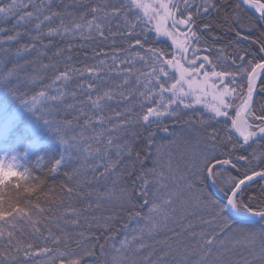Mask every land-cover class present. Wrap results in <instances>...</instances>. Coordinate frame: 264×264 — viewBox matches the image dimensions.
<instances>
[{
  "label": "trees",
  "instance_id": "16d2710c",
  "mask_svg": "<svg viewBox=\"0 0 264 264\" xmlns=\"http://www.w3.org/2000/svg\"><path fill=\"white\" fill-rule=\"evenodd\" d=\"M12 2L13 0H0V6L10 5ZM16 2L28 4V0H16ZM46 2L47 0H45ZM124 2L125 0H54L52 10L63 14L62 18L66 26L72 28L75 23H79L84 27L63 38L59 36L45 37L43 44L48 45L47 48L42 47L40 42H36L37 48L44 53L43 55H38L37 51H29L19 58L15 56V51L20 44L32 43L27 33L31 32L32 35H35L33 30L35 21L22 24L18 28L13 26L18 15L34 11L33 6L18 9L17 14L0 18V28L5 29L0 33V37L12 35L16 31L25 33L19 41L0 45V155L16 156L18 170L23 171L27 167L31 170L32 177L36 178V181L29 180V185L32 182H40L44 193L29 194L25 193L23 189L17 190L15 187L5 189V206L11 199L29 210L33 219L37 220L36 226L40 228V233L34 232L32 223L27 219L17 218L15 229L6 226L4 237L0 238V251L7 252L9 250L7 231L13 232L15 237L13 244L15 245L19 241L21 248L31 243L32 251L43 247L53 249L46 255L27 258L24 256V251L21 250L13 253L16 256L15 262L9 260L6 261V264H25L26 259L28 264H53V261L55 264H59L61 259L68 261L75 258L80 259V264H110L114 255L122 257L124 264H133V262L144 264V257L153 252L154 255L151 256L153 261L158 257L166 256L163 264H181V257L186 249L193 251L189 260V264H192V261L198 259L194 249V246L200 243L198 234L212 231L211 225L202 223V220L209 218V214L203 211L202 207L196 206L195 197L198 195V188H203L213 198H217L219 193L211 187L210 183L198 184L192 178L188 166L193 159L194 152H202L209 146L208 133L212 129H216L221 135H224L226 125L228 128L231 126V119L226 120L224 117H220L217 118L219 122L213 120L209 121L207 125L200 123L201 118L208 120V117L212 115L205 105L214 102L212 100L214 90L205 85H202L205 88L204 93L199 90L196 92V95L201 97V103H193L195 96H189L186 103H191V108H184L181 105L177 117H169L164 120V126L168 128L167 132L153 124L147 128L140 125H129L127 128L112 133L116 138L115 143L128 142L133 149L131 156H124L120 166L116 169V174L122 173L116 184H113V180L117 179L116 174L107 179L97 180L87 166L81 168L74 179L69 180L65 173L73 172L79 166L78 162H73L57 171L51 170V164L60 154V145L54 138V130L59 127L61 132L66 133L69 137L77 135L81 131L80 126H83L86 119V117L80 116L79 110L83 108L84 112L96 114L90 104L80 103L86 99L87 85L90 81L97 85L98 90L111 88L117 92L124 91L127 94L130 89L137 87L136 77L150 71L151 53L146 52L145 49L152 47L163 50L167 54L165 59H171L173 53H177L179 58L180 54L172 46L170 39L163 35L157 37L154 22L150 23L147 19L142 22L136 21L132 12L127 13V19L137 26L131 34L128 33L125 26V13L123 12L118 16L106 18L103 12L97 13L99 19L95 22L102 24L104 34L101 36L95 31L89 33L87 22L93 20L91 7L100 6L104 7L105 11H110L112 6L119 7ZM146 2L151 3L153 0H146ZM178 2L182 7L184 0H178ZM204 2L205 0H192L191 11L195 13V5H203ZM211 2L216 4V9L210 10L207 14H203L201 11V15L196 17V31L201 36L199 44L192 45V47L199 48L196 53V57L200 58L197 60V66L204 62L202 57L207 55L212 61V65H215L216 71L231 72L237 71L232 60L235 59L236 64H240L241 53L248 54L245 63L248 59L255 63L264 58V53L260 52L261 43H264V21L250 15L242 7L236 9L237 2L235 0H211ZM260 2H264V0H260ZM40 3L41 0H32V4L35 6H39ZM233 12L239 15V23L225 19L226 15L231 17ZM45 14L48 13L45 12ZM82 14L83 20L80 19ZM59 23L60 17L56 18L51 26L55 27ZM168 23L170 25V21ZM205 24L209 25L207 30L203 29ZM237 31L240 32L239 36L236 35ZM137 38L144 43L143 49L139 45H135L134 41ZM5 48L8 49L7 52H4ZM58 50H61L59 55L56 54ZM136 53L145 56L149 63L146 65L136 56ZM186 55L189 59L193 58L191 52ZM114 57L116 58L115 63ZM126 58L132 60V63H126ZM101 61L104 63L100 64ZM182 63L187 66L186 61H182ZM45 64L55 67L45 69L42 67ZM17 65L23 67L18 68ZM212 65L206 63L205 69L200 73L201 82L204 79L203 71H212ZM90 66L102 69L98 73L101 77L100 80L83 71ZM124 68H132L134 71L129 77L130 82L127 87L120 88L117 86L121 85L125 79ZM67 69H79L83 74H72V79L66 85L57 81L52 88L45 87L54 80L59 71ZM168 71L173 76L177 75L174 69H168ZM246 78V76L243 79L237 77L238 83L243 84L245 91ZM164 79L161 76V80ZM214 80L217 82V86L221 87L215 77L208 78L209 84ZM172 82L174 81H167L169 84ZM262 88H264V78H260L258 81L256 96L252 104L257 115L264 114V108H262L264 106V91H261ZM57 89L66 93L75 91L77 95L75 98L66 95L63 103L39 99L36 103L38 111L35 115L25 110L21 101L32 105L33 97L37 96L39 92L45 91L48 96H51L58 94ZM10 90L15 92L19 99L10 95ZM139 90H144L142 84ZM185 90L187 91L186 85ZM141 99L136 93L128 101H122L119 96H116L113 101L108 103L103 113L106 117H112L104 127L111 128L113 125L119 124L120 119L126 118V116L115 117L114 113L117 111L124 112L125 108L134 107V110L139 112ZM68 105H74V107L69 108ZM228 111L234 118L236 110L233 108ZM38 117L42 118L38 119ZM45 119L51 122L50 126L44 123ZM247 119L250 123H259L253 121L251 117H247ZM67 121H71L72 126L65 129L64 123ZM100 130L101 127L95 125L94 129H84V135L86 137L93 136ZM149 133L153 134L152 144H148L146 139ZM230 134L233 136V141L238 142L233 135V130ZM104 138H107V133ZM88 142L85 141V143ZM96 146L93 142V147ZM223 151V146L218 145L215 154L219 156ZM25 152L27 156L21 155ZM261 153H264V141H255L246 145L242 150L238 149L233 153V156L245 155L248 157V161L239 162V172L233 169L230 171L233 175L242 178L248 169L256 171L264 169V158L252 159V154L259 156ZM137 154H139V159H137ZM37 157L43 159L38 161ZM109 158H116L114 149ZM221 158L223 157L221 156ZM89 163L96 166L104 164L106 161L96 157ZM148 169H155V172L149 173ZM99 171H103V168H99ZM141 172H145L146 178L149 180V200L154 199L152 193L156 192L160 184L166 185L167 188L159 189L158 197H162L168 190L176 191L178 195L173 198L171 206H162L156 215L155 219L162 226L154 235L145 236L144 242L149 245L147 249L140 254L134 253L132 249L117 254L115 249L120 248V241L126 236L133 235V229L145 226V221L129 216L130 211H140L142 214L148 212L147 207H141L143 201L138 198L139 186L143 180H138L137 177ZM161 172L163 176L157 175ZM184 173H188V177L181 180L180 177ZM188 180H192L196 187L188 189L186 187ZM261 185H264V180H256L246 189L245 199L248 198V195L256 197L253 202L254 206L264 204V196L260 193ZM67 187H71L73 191L67 192ZM18 191L19 195H17ZM124 192L132 194V203L136 205L134 209L124 201ZM25 201L31 203L26 204ZM155 202L159 203L160 201L155 199ZM33 203L40 204L45 211L37 215L31 208ZM108 217L111 218L107 220L109 229L98 227V221L104 223L105 218ZM0 223L3 222L0 221ZM49 233L53 238L60 237V243L53 244L51 240L46 241L44 238ZM81 233L83 236L80 235ZM239 238H241L239 234L234 237V239ZM259 242L260 238L258 237ZM101 245H103V251H101ZM89 252L94 254L88 255ZM60 253H64V255L60 256ZM242 258L252 259L249 251L240 247L225 256L228 264H235ZM254 264H259V261H254Z\"/></svg>",
  "mask_w": 264,
  "mask_h": 264
},
{
  "label": "snow or ice",
  "instance_id": "6c2138e0",
  "mask_svg": "<svg viewBox=\"0 0 264 264\" xmlns=\"http://www.w3.org/2000/svg\"><path fill=\"white\" fill-rule=\"evenodd\" d=\"M54 0H41L39 6L32 4V0H28V4L23 2L17 3L16 0L10 5L0 6V18H5L13 14H17L18 9H23L28 6H33L34 11L24 12L18 15L14 28H18L22 24H28L35 21L33 25V30L35 35L31 32L27 33L29 39L32 43L20 44V46L15 51V56L19 58L22 54L29 51H37L38 55H43L37 48V43L40 42L41 46L47 48L48 45L43 44L45 37H66L67 35L79 31L84 26L79 23H75L72 28L65 25L62 18L63 14L59 11L52 10V5ZM244 5L250 7H255L256 12L260 13V19L264 21V2L260 0H243ZM193 7L192 0H184L183 6L181 7L178 0H153L149 3L146 0H125L123 4L119 7L112 6L110 11H105L104 7L93 6L90 8L93 14V20L87 22V30L90 32L95 31L97 34L103 36V26L101 23L95 22L99 17L97 13L103 12L104 17L108 16H118L122 12L125 13L124 23L129 34L133 33L136 28L134 22H130L127 19V13L132 12L135 15L136 21H143L147 19L150 23L154 22V30L157 37L162 34L171 40L172 46L178 50L179 58L177 53L172 54L171 59H165L167 55L163 50L155 49L149 47L145 49L146 52L151 53L150 61L151 67L148 73H141L136 77L137 87L130 89L127 94L124 91L117 92L115 89H105L98 90L96 84L91 81L87 85V95L81 104H90L91 109L96 113L95 115L84 112L83 108L79 110L80 116L86 117L84 124L81 127V131L77 135L67 136L66 133L61 132V129L57 127L53 134L55 140L60 145V154L58 158L54 159V163L51 164V170L57 171L59 168L66 167L73 162H78V167H76L73 172H66L65 175L69 180H72L77 176L81 168L87 166L94 173L97 180L107 179L109 176L116 174V169L120 166L121 160L124 156H131L132 146L125 142L123 144L115 143V137L112 135L113 132L120 129L127 128L129 125H140L141 127L147 128L150 125H157L161 127L162 131L167 132V126H164V120L169 117H177L179 115V108L182 105L184 108H191V103H186L189 96H195L193 103H201V97L196 95L197 90L201 93L205 92V85L213 89L211 104H206L205 107L212 115L208 117V120L201 118L200 123L202 125H207L209 121L217 120V118L224 117L226 120L231 119V126L225 127V134L221 135L216 129H212L208 133L209 146L202 152H194L193 159L189 163V172L192 178L198 184H209L212 188L219 193L217 198H213L208 195L203 188H198V195L195 197V202L197 207H202L203 211L209 214L208 219L202 220V223L212 226V231L199 233L200 243L194 246L198 259L192 261V264H228L225 260L226 254L232 252L237 247L247 249L249 251L252 259L242 258L241 261L235 262V264H254V261H259V264H264V204L259 206H254V201L256 199L255 195H248L245 199L246 189L250 186V183L254 178H259L264 180V169L256 171L254 169H248L242 176V178L233 175L230 169L237 172L240 171L239 162H247L248 157L245 155L233 156V153L238 149H244L246 145L250 142L264 141V114L257 115L254 111L253 95L256 91V82L258 78H264V58H261L259 62H253V60L248 59L245 63L247 53H241L239 56L240 64H236V60H232V64L236 65L237 71H216L215 65H212V61L209 56L205 55L202 57L204 62L199 63L197 66V60L200 59L196 57L198 47H192L193 44L198 45L201 36L196 31V17L203 14H207L210 10L216 9V4L212 3L211 0H205L203 5H195L196 12L191 11ZM240 3H237L236 9H240ZM47 12L48 14H45ZM187 13V15H185ZM142 14V15H141ZM60 17V23L55 27H52L53 21ZM81 20L84 19L83 14L80 17ZM225 19H231L236 23H239V15L233 12L231 17L225 16ZM170 21V25L169 22ZM209 25L205 24L203 26L204 30H207ZM46 29V30H45ZM5 29L0 28V33L4 32ZM20 31H16L12 35L6 37H0V45L10 44L13 41H19L20 37L24 35ZM83 35V33H81ZM236 35L239 36L240 32L237 31ZM247 39V37H245ZM147 41L145 40V43ZM135 45H139L140 48H144V43L141 42L139 38L135 39ZM8 49H4L7 52ZM61 50L57 51V55L60 54ZM191 52L192 57L189 59L187 53ZM260 52L264 53V43H261ZM136 56L140 60L144 61L147 65L149 60L145 56H141L136 53ZM115 57L113 58L115 63ZM182 61H186L182 63ZM126 63L131 64L132 60L126 58ZM212 65V71H203V81L201 82L199 77L202 70L205 69L206 63ZM104 62L101 61L100 64ZM167 66V67H165ZM17 67H23L22 65H17ZM43 68L55 67L53 65H42ZM168 69H174L177 73L173 76ZM83 71L88 72L97 80L101 77L98 74L102 69L97 66H90L85 68ZM132 68H124L123 72L125 74V79L121 85L117 87L125 88L129 84V77L133 74ZM80 73L83 74L79 69H67L65 71H59L58 75H55L54 80L46 85V88H52L59 81L61 84L66 85L71 79L72 74ZM11 75V74H10ZM161 76L165 79L161 80ZM247 77V88L243 84H239L237 77L243 79ZM209 77H215L219 81L221 87L217 86V82L214 80L211 84L208 82ZM172 80L174 82L167 83V81ZM143 86V91H140V85ZM185 85L187 86V91L185 90ZM83 87V85H80ZM264 91V88L261 89ZM57 95L48 96L45 91H41L37 96L33 97V104L28 105L23 102L25 110L32 115H35L38 109L36 108V103L39 99L48 100L54 103H63L66 95H71L73 98L76 97L77 93L75 91L71 93H66L61 89H57ZM95 93V95H93ZM138 94L142 99L139 101L140 111L136 112L134 107L125 108L124 112H115L114 115L120 119L119 124L113 125L111 128H105L104 125L112 118L106 117L103 113L109 102L113 101L116 96L120 97L122 101H128L133 94ZM15 99H19L15 92L9 91ZM167 94V95H166ZM239 101V103H237ZM69 108H73L74 105H68ZM146 108V110H145ZM236 110V118H232L229 113V109ZM264 108V106H262ZM244 117V118H242ZM247 117H251L253 121H258L259 123H250ZM42 117H38L41 119ZM79 119V116L76 118ZM44 123L48 126L51 122L44 120ZM95 125H99L101 130L96 132L93 136L86 137L84 135V129L95 128ZM72 126L71 121L64 123V128H70ZM235 130L242 138L243 143L234 142L233 136L230 134L231 130ZM107 133V138L105 139V134ZM135 135V133H132ZM152 133H149L146 138L148 144H152ZM85 141H89L85 143ZM93 142L97 145L93 147ZM83 145V146H82ZM221 145L224 151L218 156L216 155L217 146ZM230 145V147H229ZM115 150L116 158L111 159L110 153ZM21 155L27 156V153H22ZM221 156L223 158H221ZM100 157L105 160L106 163L101 165L93 166L89 162ZM264 158V153L259 156L252 154V159L260 160ZM43 159L42 157H37V160ZM137 159H139V154H137ZM103 168V171H99V168ZM19 165L17 163L16 156L8 157L6 154L0 156V238L4 237L6 226L12 229L16 228V220L27 219L32 223V227L35 233H40V228L37 227V220L33 219V215L29 210L21 207L18 202H13L11 199L7 201V206H5L4 192L6 188L15 187L17 190L23 189L25 193L35 194L43 193L42 184L40 182H32L30 185L29 180L36 181L35 177H32L31 170L27 167L23 171L18 170ZM149 173L155 172V169H148ZM117 179L113 180V184H116L119 180L121 174H116ZM131 175V173H129ZM157 175L163 176V173H158ZM188 177V173L181 175L180 179L184 180ZM137 179H142L143 183L140 184L138 190V198L142 199L143 203L141 207H147L148 212L142 214L140 211H130L129 216L138 218L139 220L145 221V226L133 229V235L126 236L120 241V248H116L115 252L117 254L124 250L132 249L134 253L140 254L145 249L149 247L148 244L144 242L145 236H152L161 228V224L155 219L156 215L160 212L162 206H171L173 203V198L178 195L176 191H165L162 197H158L157 193L159 189H166L167 186L160 184L156 192L152 193L154 199L149 200L148 185L149 180L146 178V173L141 172ZM186 187L192 189L196 187V184L192 180H188ZM67 192H72L71 187L66 188ZM123 191V190H122ZM260 193L264 196V185H261ZM19 195V191L17 192ZM39 198V197H38ZM123 199L125 202L131 205L134 209L135 204L132 203V194L124 192ZM155 199H159V203L155 202ZM26 204L31 203L30 201H25ZM32 210L35 213L41 214L45 210L38 203L31 204ZM75 211V210H72ZM111 218H105L104 223L98 221V227L105 230L109 229L107 220ZM165 220L167 217L165 216ZM259 225V228H257ZM127 227V225H125ZM236 234H239L241 238L234 239ZM83 236V233L80 234ZM7 243L9 250L0 251V264H6V261H16V256L13 254L15 252L24 251V256H37L46 255L53 251L52 248L43 247L38 248L36 251H32L33 245L28 243L21 248L20 242L17 241L13 244L15 237L12 231H7ZM258 237L260 242L258 243ZM46 241L51 240L53 244L60 243V237L53 238L52 234L49 233L47 237L44 238ZM59 251L58 249L56 250ZM101 251H103V245H101ZM94 253L89 252L88 255H93ZM64 253H60L63 256ZM154 255L150 253L144 257V264H163L166 260V256L158 257L155 261L151 259ZM193 255L192 250H184V254L181 257V264H189V260ZM25 264H28V260H25ZM55 264V261H53ZM59 264H80V259H70L65 261L60 260ZM110 264H124V259L119 255H114L111 258ZM135 264V262H133Z\"/></svg>",
  "mask_w": 264,
  "mask_h": 264
},
{
  "label": "water",
  "instance_id": "95a60500",
  "mask_svg": "<svg viewBox=\"0 0 264 264\" xmlns=\"http://www.w3.org/2000/svg\"><path fill=\"white\" fill-rule=\"evenodd\" d=\"M235 1H236L237 3H240L241 7H242L247 13H249L250 15L255 16V17H258V18L260 17V13L256 12V10H252V9L246 7V6L241 2V0H235ZM261 72L264 73V70H261ZM259 79H260V78L257 79L256 86H257V84H258ZM246 88H247V78H246ZM255 96H256V91L254 92V95H253V102H254ZM234 118H236V111H235V113H234ZM242 118H244V117H242ZM233 135H234V137L236 138V140H237L238 142L243 143L242 138L239 136V134H238L237 132H235L234 129H233ZM250 143H253V142H250ZM250 143H249V144H250ZM256 180H260V179H259L258 177H257V178H254V180H253L252 182H254V181H256ZM252 182H251V183H252ZM251 183H250V184H251Z\"/></svg>",
  "mask_w": 264,
  "mask_h": 264
},
{
  "label": "bare ground",
  "instance_id": "6f19581e",
  "mask_svg": "<svg viewBox=\"0 0 264 264\" xmlns=\"http://www.w3.org/2000/svg\"><path fill=\"white\" fill-rule=\"evenodd\" d=\"M241 2L243 3V0H241ZM245 6L248 7V8H250V9H252V10H256L255 7H250L248 5H245Z\"/></svg>",
  "mask_w": 264,
  "mask_h": 264
},
{
  "label": "rangeland",
  "instance_id": "374dc122",
  "mask_svg": "<svg viewBox=\"0 0 264 264\" xmlns=\"http://www.w3.org/2000/svg\"><path fill=\"white\" fill-rule=\"evenodd\" d=\"M162 35V34H161ZM1 156V155H0Z\"/></svg>",
  "mask_w": 264,
  "mask_h": 264
}]
</instances>
